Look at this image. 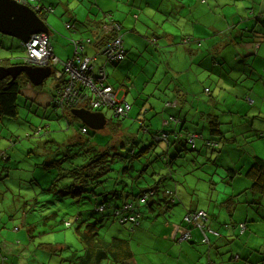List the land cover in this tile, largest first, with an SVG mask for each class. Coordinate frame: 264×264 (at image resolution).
Segmentation results:
<instances>
[{
  "label": "rangeland",
  "instance_id": "rangeland-1",
  "mask_svg": "<svg viewBox=\"0 0 264 264\" xmlns=\"http://www.w3.org/2000/svg\"><path fill=\"white\" fill-rule=\"evenodd\" d=\"M62 1L67 4L69 11L79 15L78 20L84 19L85 7L79 5V0ZM139 1L141 0H136V7ZM142 1L133 19L136 27L123 25L124 29H131L125 32L123 38L126 51L124 59L119 62L108 61L105 69L106 73H111L108 78L115 82V90L121 84V81H116L121 74L127 77L132 87L126 94L125 101L130 104L126 117L113 116L112 109L101 107V110H108L107 120L110 121L103 128L96 129L83 124L71 110L48 105L53 86L57 83L54 77L49 75L39 85L25 81L16 100L17 116H3L0 119V258L7 255L4 262L1 261L2 264H78L77 258L67 256L75 251L82 252L80 239L75 232V226L67 227L64 224L65 221H74L77 215L85 223L96 222L98 227L100 225L98 231L106 239L119 236L131 240L134 257L128 259L126 264H191V255L194 257L201 254V262H206L208 256L203 252L207 248H211L210 258L213 261L233 262L231 256L235 250L223 239L219 240L221 245L218 248L202 240L200 243H190V240L184 239V242L193 248L183 250L181 257L175 252L171 253L172 257L163 253L166 248L161 244L163 240L157 235L159 232L162 236L170 235L163 234V227H190L195 238L201 239L202 233L196 223L184 221L187 211L203 209L208 215L205 225L214 227L216 223H220L224 230H227L226 223L229 222L231 230L230 227L233 226L230 222H234L232 219L247 213L259 219L261 231H264V195L251 191V180L245 176L255 156L264 159V87L256 91L258 94L251 96L254 102L250 104L242 100L241 86L236 89L238 94H234L233 90H230L232 85L227 80L229 86L223 84L224 87L219 89L215 82L198 74L199 81L194 84V74L199 67L194 63L195 52L207 51V44L204 43L203 37H199L201 42L198 39L196 42L185 44H182L180 39L181 35L190 29L183 19H187L189 15L198 22L206 20V26L210 19L221 27L220 15L225 12L220 5L226 1ZM100 2L113 3L110 0ZM147 2L150 5L146 6ZM115 4L123 8V0H120V3L115 1ZM65 6L55 12L47 11L43 14L51 27L50 41L56 35L63 40L69 38L70 32L66 29L63 19L58 16ZM119 10H116V18L121 19ZM205 10L208 15H203ZM179 14L180 21L175 23L173 20ZM164 32L174 36L173 39L163 37ZM149 38H159L166 44H161V47L150 45ZM144 40L149 43L144 45ZM185 41L188 42V39ZM142 50L143 53L140 52ZM150 50L156 53L151 54ZM158 50L162 51L160 57ZM24 57L22 41L0 32V58H7L11 63H21ZM119 65L122 66L121 73L118 70ZM216 66L225 68L224 61H217ZM177 78L181 86L189 92L191 87L197 90L196 95L188 96L185 106L178 104L181 115L185 112L188 118L185 122V128L190 132L188 137L192 134L198 137L195 138L194 148H191L192 144L187 142L186 136H182L181 129L177 131L176 137L170 133L167 140H156L151 136V133L161 136L165 130L172 131L168 126L175 121L170 115L176 113L177 107L172 112L166 111L164 105L176 96V91L178 92L175 85ZM213 79L216 80L215 77ZM203 85L213 91L210 100L212 104L208 103L210 96L203 95ZM122 95L123 91H118L117 97ZM239 103L245 104L246 107L241 110ZM207 112L210 113L207 115ZM212 114L219 117L220 133L210 131L208 119ZM180 119L181 127L183 116ZM254 121H258L256 124L259 128L254 126L257 130L249 137H243L240 134L242 130L250 128ZM113 123L115 125H112ZM81 126H85L88 132L80 137H68L81 129ZM148 127L149 131H144ZM51 139L55 142L50 143ZM209 139H213L217 144L208 145ZM45 141L53 147L68 142L75 146L78 143L83 147L91 143L93 147L102 146L111 153L151 146L144 156L127 162V165L122 161L113 162V170L110 173H118L119 177L110 178L105 183L111 190L116 187L120 194L116 198L112 192L108 193L107 199L112 203L135 201L129 192L136 193L140 187H154L156 195L151 199L152 209L149 205L141 203V223L132 225L130 221L121 223L120 216L114 215L112 208L103 212L97 211L95 206L104 198L102 195L84 194L86 197L81 200L71 195H60L62 186L58 181V165H45ZM81 141H85V145ZM140 174L141 177L138 178ZM121 188L126 189L128 194ZM165 190L176 191L178 198H174L175 204L163 198ZM166 196L170 197L167 194ZM157 198L161 199L159 203ZM163 208L168 210L163 212ZM232 210L233 216L230 214ZM240 219L242 217H239ZM157 220L164 221L165 224ZM142 222L147 224L148 230L141 228ZM240 227L241 225L239 230L242 233ZM242 237L240 239L244 240Z\"/></svg>",
  "mask_w": 264,
  "mask_h": 264
},
{
  "label": "crops",
  "instance_id": "crops-1",
  "mask_svg": "<svg viewBox=\"0 0 264 264\" xmlns=\"http://www.w3.org/2000/svg\"><path fill=\"white\" fill-rule=\"evenodd\" d=\"M40 1H41L40 4L46 7H50L52 11L54 12L56 11V9H59L63 5H66L64 11L58 16L61 19H63L64 23L70 20H71L70 22H74L73 21L74 19L80 22V24L77 21L75 22L77 24L76 25L77 29L75 32L72 31L73 29L69 31L66 28L70 32L69 33L70 39L66 38L63 40L59 38L57 35L52 38L50 42L52 44L53 54L61 61H66L68 59H71L73 55L75 54L74 43L71 42V39L79 38L82 41L85 40V43H81L83 47L82 52L84 53V55L93 56L95 54L94 55L95 56L94 58L95 67L103 66L104 70L106 69V66H107L106 64L108 61H106L104 55L99 54L97 52L96 48L92 46V43L86 42L87 41L86 39L92 38L95 32H99V31L98 30L93 31L92 30L93 27L89 29V27L83 24V20H85L87 16L95 17L96 19L100 20L104 17V14H105L104 12H109L112 18L117 20V22L121 25L120 33L122 35V38H124L125 32L131 29L130 28L124 29L123 25L132 27V28L136 27V24L133 22V19L136 17L137 7L139 8L143 3L142 0L139 1L136 7L135 6L136 0H123V4H122L123 8H121L119 4H115V1L120 3V0H110V1H113V3H108V4H102L100 0H82V1L79 0V5H83V7H85L84 11H86L85 12L86 14L83 20H78L77 18H79V15L75 14L74 12L69 11L67 4L63 3L62 0H40ZM224 1L226 2L223 5H220L222 6V11L225 12L223 13V15H220V26L221 27H219L216 24V22L213 23V21L210 19H208L207 21L208 26H206L204 24L206 20H204V22H198L195 18H192L191 15H189L187 19L183 18L185 24L188 25L190 29L186 30L181 35V38H180L181 43L185 44V43H190L191 41L196 42V40L198 39L201 42V39L199 37H203L204 43L207 44L206 46L207 48H205L207 51L202 50V51L195 52L194 63L195 65L198 64L199 67L197 66L198 67L196 68L197 73L194 74L195 76L193 78L194 84L199 81L198 80L199 77L197 76L198 74H200L201 77L202 76L206 77L211 82H215L216 85L219 86V89H222L224 87L223 84L228 85L227 84V81H228L232 85L230 87L231 88L230 90H233L234 94H238L236 89H238L239 86H241V88L243 89V95H241L242 100L244 102L248 101L250 104H253L254 101L251 98V96L254 93L258 94V92L256 91H260V88L264 87V0H224ZM201 2L203 1L201 0ZM88 4L90 5L89 10L87 6ZM145 5L148 6L150 5V3L147 2L145 3ZM118 9H120L119 12L122 17L121 19L116 18V10ZM212 9L213 8H211V10ZM84 11H83V15H84ZM173 13L176 16V12L174 11ZM203 15H208L206 10L203 13ZM43 17L45 18L44 21L47 23L48 21L46 19V16H43ZM176 18L173 20L175 23L180 21V14ZM51 24L53 25V23ZM48 27H49L48 38L50 40L51 39L50 36L52 33L50 32L51 27L49 25ZM99 33H98L99 39L97 40L98 45H100V43H103L106 39V35H103L104 31L103 33L102 32L100 34ZM200 34H205V35H200ZM134 35L138 37L136 34ZM163 35H165L163 37H171V39H173L174 37L172 35L170 36V34H166L165 32L163 33ZM186 39H188V42L185 41ZM149 41L151 43L144 40V45L146 43H149L150 45L161 47L164 44H166L165 41L159 40V38H155V39L149 38ZM94 46H97V44H95ZM140 52L143 53V50ZM149 53L155 54L156 51L150 50ZM161 53L162 51L158 50L159 57ZM101 55L104 57V60ZM96 61H98L97 63H100L99 64L100 66L96 64ZM217 61H220V62L224 61L225 68H219L218 66H216ZM55 68L56 69L60 68V63L54 66V68L52 69V73ZM144 69L145 70L147 69V64L144 66ZM118 70L120 71V73L122 72L121 65L118 66ZM107 74L108 75H106V80L111 86H113L115 82L111 81L108 78L111 73L108 72ZM214 77L216 78V80L213 79ZM116 81H121V84L118 86L117 90L114 89V91L116 92V94H118V91H123V95L119 97V99L125 100L126 94L129 92V90L132 89V87L130 83L127 81V77L126 76L123 77V74L117 77ZM175 85H176V89L178 90V92L177 91L175 92L176 96H174V98H170L169 101H166L164 107L166 111L168 110L172 112H173V109L177 107L176 113L170 116L175 121L177 118L178 120L168 127H170L169 129H171L173 132L176 129H180L182 127L181 131L185 130L186 133H190L187 128L185 129V122L188 119L187 115L185 112L181 115V109L178 106V104L181 106H185L188 96H190L191 94L196 95L195 93H197V90H193L191 87L190 88L191 90L189 92L185 87L181 86V82L179 81L178 78H177V84ZM113 88L115 87L113 86ZM206 88H208L207 91H206ZM184 91L187 93H185ZM202 92H203V95L210 96V98L208 99L209 100L208 103L212 104L213 102L210 101L213 97V91L211 90V88L203 85ZM232 96L234 97L237 95H232ZM79 107L89 109L87 108L88 107L87 104H81L79 105ZM238 107L241 110H243V108H245L246 106L243 103H239ZM149 108H151L150 105H149ZM258 108L259 110H261L260 107ZM99 111H102L104 113L106 117L105 125H107V123H109L110 121V120H107L108 110L107 111L104 109L101 110L99 108ZM209 113L207 112L206 114H209ZM162 114H164V112ZM181 116H183V121L181 122V127H180L179 124L177 125V122L181 120L180 119ZM256 122L254 121L251 124L250 128L242 130V133L240 134H242L243 137H249L253 133V131L257 130L255 129L254 126H256V128H259ZM263 125H260V126H263ZM172 131L166 130L165 133L167 134V138ZM82 134H85V133H82L79 129L77 130V132H75V134L71 133L68 137L69 138L80 137ZM196 138H198L197 135H196ZM108 175L111 177H119L118 173L117 174L109 173ZM106 189L111 190V188L108 186L106 187ZM115 191H117L116 187H114V192ZM232 213H233V210L230 213L231 216H233ZM239 217H242V219L239 220ZM239 217L233 218L232 220H234V222H230L232 223V226H233V227H230L232 228L231 230L229 229V226H228L229 222L225 224V226L227 227V230H224L220 223H216V226L212 228L218 230L219 235L207 233L208 244L210 246L212 245L215 248H218L221 245L219 243L220 239L225 240L226 241L225 243H228L231 245V248L235 250L231 256V260L232 261L234 260L233 262L230 263V262H225V261L224 262L223 261H213V259L210 258L211 248L210 249L207 248L203 252L208 256V258L206 259V262H201L202 260L201 257L203 254H201V256L194 255V257L191 255V258H190L191 264H264V231H261V224H260L259 219L255 216L247 215V213L246 214L244 213L242 216H239ZM242 221L245 222L244 223L245 227L244 228L240 227V229H242L243 231L241 233L239 230V225L241 223H236V222H242ZM157 222L165 224L164 221L157 220ZM146 227H147V224L145 222H142L141 228L148 230L146 229ZM185 231H187V229L185 226L183 227V225H180L177 229L176 227L172 225L168 226V228L163 227V234L164 233L170 234V235L162 236V234H160L159 232L157 235L163 240L161 244L166 248V251L163 253L171 256V253L175 252L181 257L183 255L182 253L183 250L188 251V248H193V246H189L184 241L178 242L179 238L183 235ZM192 235L193 233L191 232V236ZM241 236H243L242 238L244 240L240 239ZM200 240L201 239H196L195 236L193 235L189 242L190 243L191 242L200 243ZM130 246L132 249L131 243H130ZM253 248H256L257 250H253ZM132 252H133V249H132ZM132 257H134V252H133ZM10 263L13 264V262H10ZM126 263L127 262L125 261L124 264ZM162 264H166V263L162 262Z\"/></svg>",
  "mask_w": 264,
  "mask_h": 264
},
{
  "label": "trees",
  "instance_id": "trees-1",
  "mask_svg": "<svg viewBox=\"0 0 264 264\" xmlns=\"http://www.w3.org/2000/svg\"><path fill=\"white\" fill-rule=\"evenodd\" d=\"M24 2L27 5H33V4L39 5L41 9L42 7H44L42 4H40L41 2L40 0H24ZM87 6L89 10L90 5L88 4ZM104 13H105L104 17L100 20L96 19L95 17L87 16V18L83 20V24L89 27V29L93 27L92 29L93 31L98 30L100 33L101 32L103 33L102 26L107 22L108 16L110 15L109 12H104ZM38 15L43 20H45V18L43 17L44 16L43 12L39 11ZM70 21L65 23L68 24V26H70L67 29L69 31L73 29L72 31L75 32L77 29L76 27L77 24L75 22L77 20L74 19L73 20L74 22H70ZM77 22L80 24L79 21ZM99 32H95L92 38L86 39L87 40L86 42L92 43V46L95 47L96 50H99L109 39L108 35L103 34L106 35V39L103 43H100V45H98L97 40L99 39V35H98ZM76 41H80V43H85V40L82 41L79 38L71 39L72 43H75ZM93 44L94 45L97 44V46H94ZM21 63H23V61ZM12 64H19V63H11L8 61L7 58L6 59L0 58V65L9 66ZM25 81H29V80L27 79L24 73H20L14 79H11L10 76H6L0 79V119L3 116H7V117L17 116L18 106L16 100L19 93V89ZM56 85L57 83L55 82V85L53 87L54 90H53V94L51 95V98L54 97L53 95L55 93ZM50 100L48 105H50ZM64 109L71 110L72 108L66 107ZM218 118H219L218 115L209 116L208 123L210 125V131L212 133L214 132L220 133V130L218 129V125L220 124V122L218 121ZM177 120L178 118L176 119V121ZM178 124L179 122H177V125ZM112 125L115 124L113 123ZM86 130L88 132V129ZM144 131H149V127L146 128ZM177 131H179V129H176L174 132L173 131L171 132L174 134V137L177 136ZM181 132H182V136L185 135L186 139H188L189 133H186L185 130H182ZM151 136L155 138V136L158 135L156 133H151ZM200 137L202 138L201 135ZM211 140L212 139H209L208 141ZM49 142L51 143L55 141L51 139L49 140ZM84 142L85 141H81L83 145H85ZM44 144H45L44 146L45 152L43 155L45 157V162H46L45 165L51 164V167L54 165H58L59 168L58 181L62 186L61 191L59 192L60 195H65V196L71 195L76 199L77 197H79L80 200L83 197H86L84 196V194H89V196L102 195L104 196V198L101 201L100 200L98 201V203L95 206L96 210L99 212H103L107 208H112L113 214L116 216L118 215L120 217L124 215H125L124 217H129L131 215L138 214L135 221H131L128 218L126 220H123V222L130 221L132 225L140 224L139 218L140 216H142V212L140 211L139 208L141 206V203L149 205L150 209H152L151 203L153 201L151 199L156 195V190L154 187L153 188L140 187L136 193H133L132 191L129 192L130 194H132V197L135 198L133 199L135 201L123 200L120 203H116V202L112 203L107 199L108 193L112 192L114 197H118L120 196V194L118 193V191L114 192V190L106 189L107 185L105 183L106 180L108 181V179L110 178H116L108 175L110 171L113 170L111 167L113 162L122 161L125 162L127 165V162H131L133 161V159H138L139 157L144 156L150 150L151 146L142 147L139 150L129 149L125 151H116L115 153H111L109 149L102 146L93 147L91 143H88V145L84 147L80 144L78 145V143H76L75 146V144L71 142L65 143V145L64 144L59 145L57 147L56 145L55 147H53V145L48 144L46 141L44 142ZM194 144L192 145L191 148L195 147ZM123 174H125V172ZM245 176L251 180V185H250L251 191H254L257 194L264 195V159L259 156H255L254 161L247 169ZM139 177H141V174L138 175V178ZM123 184L127 185L125 183ZM97 190L99 191L97 192ZM121 190L124 191L126 194H128L126 189L121 188ZM166 194L170 195V197L167 198ZM175 197L178 198L176 191L165 190L163 192V198L167 199V201H169L172 204L176 203V199H174ZM157 199H158L157 203H159L161 199L160 198ZM228 202L230 203L231 201ZM126 205L129 206L128 209L125 208ZM100 207L101 209H99ZM164 210H168V208H163L162 211L164 212ZM136 221L137 223H134ZM66 222H69V225H66ZM73 222L75 223L73 224ZM240 223L242 224L245 222L242 221ZM64 224L67 227L75 226V232L80 239L82 245L81 247L82 252H80V250L75 251L67 256L69 258H75V259L77 258L78 264H119V263L124 264V262L130 259L133 255L130 246L131 240H129L127 237H119V236H112L106 239V237H104L102 234L99 233L98 229L100 225L98 227L96 222L85 223L81 218H78L77 215L74 221L72 222L65 221ZM186 229L191 232L190 227H186ZM191 237L185 240H190ZM6 256L7 255L5 256L3 255L2 262H4Z\"/></svg>",
  "mask_w": 264,
  "mask_h": 264
},
{
  "label": "built area",
  "instance_id": "built-area-1",
  "mask_svg": "<svg viewBox=\"0 0 264 264\" xmlns=\"http://www.w3.org/2000/svg\"><path fill=\"white\" fill-rule=\"evenodd\" d=\"M24 3V0H18ZM34 10L41 9L39 5H30ZM48 10L49 8L43 7ZM50 10V9H49ZM66 27L68 24H66ZM104 33L109 36L106 43L98 50L105 56L106 61L117 62L124 58L125 48L123 45L122 35L120 33L121 25L115 21L110 15L107 22L102 27ZM25 50L23 63L31 65H49L54 66L60 63V68L54 69V79L57 81L58 88L55 89L54 97L50 100L53 107H76L81 104H87L91 109H97L102 106L109 107L113 110V114L117 117H125L130 109L129 103L123 99L117 98L114 88L107 82L103 66L95 67L94 55H84L83 47L80 41L74 43L75 54L71 59L66 61L59 60L53 54V48L49 41L48 35L44 32L32 34L26 42H22ZM56 88V87H55ZM208 89L206 88V91ZM81 132H86V127L81 128ZM167 134L163 132L161 136H155L156 140L166 139ZM195 134L188 137L187 142L194 144ZM208 145L215 146L214 140L208 141ZM129 208L128 205L125 206ZM101 209V207L99 208ZM125 216V215H124ZM120 217V221L127 218L135 221L138 214L129 217ZM208 220L207 213L203 210L187 211L184 215V221L195 222L196 226L202 233L201 240L208 242L207 233L219 235V232L210 226L205 225ZM134 223H137L134 222ZM69 225V222H66ZM244 228V223L240 224ZM191 237L189 230L185 231L179 240ZM237 257V256H236ZM0 258V264H2Z\"/></svg>",
  "mask_w": 264,
  "mask_h": 264
},
{
  "label": "water",
  "instance_id": "water-1",
  "mask_svg": "<svg viewBox=\"0 0 264 264\" xmlns=\"http://www.w3.org/2000/svg\"><path fill=\"white\" fill-rule=\"evenodd\" d=\"M48 31L47 23L29 5L23 4L18 0H0L1 33L14 36L22 42H26L32 34L39 32L48 33ZM20 73H24L33 85H39L52 74V68L48 65L34 66L25 63L9 66L0 65V79L6 76L14 79ZM71 112L84 124L92 128L101 129L106 123V117L102 111H92L78 107L72 108Z\"/></svg>",
  "mask_w": 264,
  "mask_h": 264
},
{
  "label": "clouds",
  "instance_id": "clouds-1",
  "mask_svg": "<svg viewBox=\"0 0 264 264\" xmlns=\"http://www.w3.org/2000/svg\"><path fill=\"white\" fill-rule=\"evenodd\" d=\"M24 4V3H23ZM27 5V4H26ZM30 6V5H29ZM44 6V5H43ZM31 7V6H30ZM44 7H46V6H44ZM32 8V7H31ZM46 8H49L48 10H46V9H43V7H42V9H40V12H43L44 14L47 12V11H52V9L50 8V7H46ZM33 9V8H32ZM39 11H37V13H38ZM114 19V18H113ZM65 27H66V24H65ZM67 28V27H66ZM47 35H48V33H46ZM104 34H106V33H104ZM123 39V38H122ZM97 52H98V50H97ZM99 53V52H98ZM99 54H101V53H99ZM95 55V54H94ZM103 55V54H102ZM125 56V55H124ZM95 58V57H94ZM124 59V58H123ZM122 59V60H123ZM121 61V60H120ZM118 62V61H117ZM29 65H31V64H29ZM34 66H46V65H34ZM49 66V65H48ZM52 69H53V67L52 66H50ZM56 69V68H55ZM58 69V68H57ZM53 77H54V74L52 73L51 74ZM113 87V86H112ZM117 95V94H116ZM118 98V97H117ZM124 100V99H123ZM125 101V100H124ZM126 102V101H125ZM128 103V102H127ZM130 105V104H129ZM79 106H76V107H73V108H78ZM87 108H89V107H87ZM101 108V107H100ZM107 108H109V107H107ZM86 109V108H85ZM111 109V108H110ZM88 110H92V111H96V110H98L99 111V108H97V109H91V108H89ZM114 115V114H113ZM115 116V115H114ZM117 117V116H116ZM126 117V116H125ZM83 127H85V126H83ZM82 128V127H81ZM87 129V128H86ZM80 131H81V129H80ZM86 132H87V130H86ZM85 132V133H86ZM83 133V132H82ZM165 133V132H164ZM166 140H167V137H166Z\"/></svg>",
  "mask_w": 264,
  "mask_h": 264
}]
</instances>
